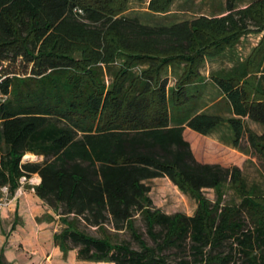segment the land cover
<instances>
[{"label":"trees","instance_id":"trees-1","mask_svg":"<svg viewBox=\"0 0 264 264\" xmlns=\"http://www.w3.org/2000/svg\"><path fill=\"white\" fill-rule=\"evenodd\" d=\"M173 1L150 0L148 10L167 12ZM237 1L226 0L219 16L150 24L126 15L131 0H0V188L14 191L38 173L36 193L59 215L54 237L65 253L115 264H264V194L239 166L198 160L185 133L227 123L233 146L243 150L245 140L264 160V131L249 124L264 126V0ZM252 32L263 34L247 58L212 74L233 116L193 111L173 120L171 105L191 100L188 86L202 79L206 59ZM169 68L179 71L173 86ZM27 153L43 159L23 161ZM157 177L193 197L194 214L156 206L147 180ZM228 184L240 203L224 202ZM227 240L237 251L213 252Z\"/></svg>","mask_w":264,"mask_h":264},{"label":"rangeland","instance_id":"rangeland-1","mask_svg":"<svg viewBox=\"0 0 264 264\" xmlns=\"http://www.w3.org/2000/svg\"><path fill=\"white\" fill-rule=\"evenodd\" d=\"M150 0H131L129 10L126 12L127 16H138L142 21L150 24L156 23H165L171 24L173 22L183 20V19H190L202 14L213 15L218 14L225 10L226 0H174L172 5L170 6L167 12H160L155 13L153 11H149L148 3ZM254 0H238L237 5L245 6L248 3H251ZM263 33H256L252 32L247 35H244L237 45L230 50V54L225 57L226 61H228L231 65H234L235 62L241 59L247 58V56L252 52L253 48L259 43L261 36ZM226 64L229 67L228 63L218 62L215 63L214 66L209 65L210 69H219L221 65ZM117 67L114 65L112 67V72ZM224 67V66H223ZM144 68L143 66L136 67L134 70L135 72H139L140 69ZM206 68V65H205ZM117 69V68H116ZM105 73V80L106 83H110L112 80V76L110 75V71H106ZM178 69H168L165 73L168 75L169 83H173V86L176 82ZM213 93V92H212ZM190 94V93H189ZM216 94V92H214ZM191 99V96H190ZM225 99H222L218 102L219 107H225L226 105ZM201 102L200 100H190L187 103L181 105H171V111L175 119L181 118L183 115H187L193 111H195ZM253 125V128L257 131L260 130V126L255 123L249 122ZM256 125V126H255ZM229 127L226 125L224 127L219 128L218 130L213 131L212 133L208 134L207 137L198 136L197 138H193V152L197 157H199L203 162L209 161L214 162L218 161L220 164L226 165H237L241 168L242 173L246 179L248 187L250 189H255L256 193L264 194V160L259 159L258 157L252 155L246 149L245 151H237L231 150L228 147V134ZM219 139L218 141L224 145L217 144L214 140ZM229 144H231L229 142ZM248 144L245 140L242 142V147H246ZM228 146V147H227ZM232 148L233 147L232 145ZM243 152V153H241ZM31 154V153H29ZM27 155V154H26ZM26 155L24 157H26ZM246 155V156H245ZM23 157V158H24ZM30 161H39L41 157L33 154V157L27 158ZM147 183L151 186L150 195L153 197V201L155 205L162 208L164 211H168V213H175V212H183L188 215L194 214L196 211V204L197 201L191 197L189 194L184 193L181 191L178 186H176L168 177H157L150 180H147ZM204 193L207 197L212 200L216 199V192L212 188L204 189ZM224 202L225 203H233L238 204L241 201L239 195L234 191V189L228 184L224 189ZM1 197V196H0ZM198 205V204H197ZM244 220L247 222L248 225V218L246 215L243 216ZM137 227L140 231L144 234L145 239L148 241L149 244H153L152 239L146 232V227L142 219L139 217L137 220ZM83 229L86 231L94 234L99 235L100 232L95 230L94 228H89L82 226ZM120 238L125 239L127 241H131L135 247H138L137 243L132 240L129 232L121 233ZM236 244L233 240L224 241L220 246H218L213 252H222L228 253L230 250H234ZM237 251V249H235ZM234 250V251H235ZM191 249L188 247L186 249V257L188 260L193 258L191 254ZM172 263L176 264L178 261V257L171 258ZM81 264H115L113 262H91L86 261L82 262Z\"/></svg>","mask_w":264,"mask_h":264},{"label":"crops","instance_id":"crops-1","mask_svg":"<svg viewBox=\"0 0 264 264\" xmlns=\"http://www.w3.org/2000/svg\"><path fill=\"white\" fill-rule=\"evenodd\" d=\"M224 12L225 10L218 14L205 15L219 16L224 14ZM229 52L230 50H227L220 56L206 59L201 68L202 79L188 86L191 100L201 101L199 102V107L195 111L216 113L226 118L233 116L232 108L226 94L212 79L213 73L233 66L226 61L225 58L230 54ZM223 61L227 62L229 67H227L226 64H223L224 67L221 65L219 69L209 68V65L214 66L215 63ZM172 84V82L169 83V86ZM214 92H216V94H214ZM222 99L227 100L225 107H219L218 105V102ZM172 119L174 120L173 114ZM252 123L260 126V130L257 131L253 128V125L249 123L255 131L258 133L264 131L263 125L256 122ZM226 125L229 127L227 123L222 127ZM229 132L227 143L228 145H231V147H227L231 150L237 151L238 148H232L233 135L230 129ZM185 133L193 150V138H197L198 136L207 137V135L200 134L189 127H186ZM218 140L219 139H215L214 141L217 144L224 145ZM229 142L231 144H229ZM244 149L251 154L249 145ZM240 151L245 150L241 149ZM237 153L240 152L237 151ZM39 157H41V160L43 159V156ZM197 158L202 161L199 157ZM26 159L27 158L24 157L23 161H28ZM215 162L220 163L218 161L210 163ZM40 182V175L35 173L25 182L20 181V184L14 191H9L6 194L2 190L3 187L0 188V196H6L10 201L9 204L0 211V264H81L82 262H86V260L78 259L77 249H69L65 253L61 247L55 243L54 236L56 232L61 229L62 223L59 219V215H57L55 211L36 193L35 188ZM197 206L198 205L196 204V208ZM166 212L168 213V211Z\"/></svg>","mask_w":264,"mask_h":264},{"label":"built area","instance_id":"built-area-1","mask_svg":"<svg viewBox=\"0 0 264 264\" xmlns=\"http://www.w3.org/2000/svg\"><path fill=\"white\" fill-rule=\"evenodd\" d=\"M2 77L0 76V101H4L6 96L2 93L1 90V82H2ZM28 178L26 176L21 177V182H25ZM2 190L4 191V193H8L9 192V187L8 186H3ZM9 199L6 196H2L0 198V211L9 204Z\"/></svg>","mask_w":264,"mask_h":264},{"label":"bare ground","instance_id":"bare-ground-1","mask_svg":"<svg viewBox=\"0 0 264 264\" xmlns=\"http://www.w3.org/2000/svg\"><path fill=\"white\" fill-rule=\"evenodd\" d=\"M31 157H33V154H27L26 155V158H31Z\"/></svg>","mask_w":264,"mask_h":264},{"label":"water","instance_id":"water-1","mask_svg":"<svg viewBox=\"0 0 264 264\" xmlns=\"http://www.w3.org/2000/svg\"><path fill=\"white\" fill-rule=\"evenodd\" d=\"M27 160V159H26Z\"/></svg>","mask_w":264,"mask_h":264}]
</instances>
